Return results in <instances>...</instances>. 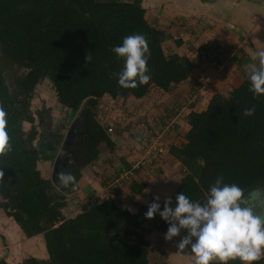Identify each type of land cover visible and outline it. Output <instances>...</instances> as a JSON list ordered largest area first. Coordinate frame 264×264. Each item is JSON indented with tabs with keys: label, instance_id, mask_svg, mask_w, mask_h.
<instances>
[{
	"label": "trees",
	"instance_id": "16d2710c",
	"mask_svg": "<svg viewBox=\"0 0 264 264\" xmlns=\"http://www.w3.org/2000/svg\"><path fill=\"white\" fill-rule=\"evenodd\" d=\"M131 34L146 37L151 79L125 89L118 85L115 75L123 61L111 48ZM166 38V29L150 20L143 0H0V108L5 113L11 144L10 151L0 154V209L20 224L26 236L42 235L48 253L47 259L29 257L18 264H171L166 251L154 249L148 237L165 233L168 228L158 213L151 219L144 215L154 199L133 200L135 210L122 199L108 197L94 201L76 216L64 215L66 193L38 168L40 160L55 153L56 147L50 145L55 142L45 144L47 152L41 148L42 142L36 146L40 132L32 110L37 86L48 80L58 103L71 117L80 115L74 143L78 160L60 171L75 177L68 187L73 192L82 170L95 164L102 149L115 151L117 147L98 119L104 96L123 99L122 107H127L128 98H144L152 88L168 92L192 76L196 61L186 54L168 52ZM244 57L236 58V63L244 62ZM209 61L223 76L225 63L210 57ZM213 77L203 76L189 96L185 141L168 147L183 167L171 207H175V197L181 191L203 203L218 176H223L225 183L238 184L245 194L264 186V96L253 98L243 71L238 86L225 93L216 90L207 107L200 109L204 98L200 89H207ZM252 106L254 115L243 116L244 109ZM172 112L162 117L158 131L172 126ZM140 121L156 138L158 131L145 117ZM25 123L31 124L28 130ZM133 123L123 128H132ZM174 127L177 129L178 124ZM127 186L134 198L147 183L133 178L118 190ZM157 202L162 210L165 200ZM258 264H264V260Z\"/></svg>",
	"mask_w": 264,
	"mask_h": 264
},
{
	"label": "crops",
	"instance_id": "0c3cea01",
	"mask_svg": "<svg viewBox=\"0 0 264 264\" xmlns=\"http://www.w3.org/2000/svg\"><path fill=\"white\" fill-rule=\"evenodd\" d=\"M146 1L143 0V4L147 8V12L148 5L153 10L149 11V15L150 13L155 14V11L160 15V17H155L154 22L167 31L166 46L171 47L172 53L177 52L181 54V50L191 51V53H183V51L182 53L188 55L197 63L191 76L193 78L188 79L174 88L178 92L172 99L173 104L171 106H168L166 103H162L161 106L159 105V113H155L158 117H153L155 124L149 119L151 127L156 132L158 131L157 124L161 122L163 117L159 116L161 112L166 114L168 111H173L180 104L184 103L186 99L188 100L190 94L198 85V80H201L203 76L218 75L211 66L209 57L215 61L225 63L224 75L221 77V81H218L220 85L239 79L240 75L245 71V66L254 63L251 59L253 53L257 48H264V0H153L155 2L153 4ZM159 2L161 5H157ZM167 9L169 11L174 10L173 14L175 11L177 14H171L168 19L163 18L164 20H162L161 16L168 13ZM197 12L202 14L196 16ZM149 15L148 17L150 18ZM192 37H195V39ZM179 38L183 40L182 43L176 41ZM195 43L197 44L196 46H194ZM196 50L199 52H195ZM205 52L207 55H205ZM243 54H245L244 58L246 60L241 64H237L236 58L239 59L238 57L243 56ZM240 82L241 80L239 82L235 80L233 85L238 86ZM214 86L215 84L208 86L206 92L210 91L212 94L214 92ZM200 91L204 96L203 99H205V89L203 90L201 88ZM144 98L136 99L131 97L128 98V103H139ZM111 101H114L118 105L113 104L118 110L122 109L120 111L123 112L128 111V108L122 107V103H124L123 99L115 101L111 100L109 96H104L101 102L112 103ZM208 102L207 104L201 102L202 104L200 105H206V108ZM184 120L186 123L184 125V133H181L183 129L178 125V128L174 129L176 133L173 132L169 136L170 131L165 136L166 140L161 141L163 134L158 139L162 142V145H166L167 142L169 143L165 153L162 154L163 159L161 162H149L140 169L141 171H138V169L134 170L135 172H139V174L136 175L134 172L133 178L142 179L147 183L146 189L141 194L135 195L134 198L130 197L133 193L128 186L118 190V187H110L108 183L109 180L121 175L124 170L130 169L131 165L134 164L133 162H136L135 160L142 158L143 154L140 152L139 147L142 144L141 137L143 134H137L138 138H132L131 134L135 133L133 127L126 130L123 127L128 124L127 122L123 123L122 121L116 124L118 126L115 127L114 134L111 137L117 146L116 150L102 151V154L93 166L85 167L82 170V176L77 183V187L73 192H70V195L66 199L67 205L62 210L64 215L68 218L76 216L78 213L89 209L94 201L103 200L108 197L122 199L126 204L133 206L136 210V205H134L133 200L145 202L157 197V194L154 192L153 194L151 189L157 183L158 187L160 185L159 192H161L158 195V201L160 202L166 198H171L180 186L183 177V167L168 147L179 145L185 141V133L189 129V125L186 119ZM161 133L160 130L156 132V138ZM50 145L52 149L57 147L54 144ZM54 158L55 153L53 151L48 156V159L41 160L47 167L42 168L40 161L38 162V168L44 176V172H46L48 176L51 174L52 177ZM148 195L151 198L147 200ZM142 199L145 200L143 201ZM165 233H154L153 235L164 236ZM185 234L186 231L181 230L180 234L173 238L176 245ZM160 240L164 244H168V246L171 242L166 241L164 238ZM188 247L190 248V246ZM185 252H189L188 248L182 251L184 257L188 258ZM189 254L191 253L189 252ZM29 257L39 259L48 258L43 236H26L20 224L13 217L8 216L3 209H0V264L1 262L18 264Z\"/></svg>",
	"mask_w": 264,
	"mask_h": 264
},
{
	"label": "clouds",
	"instance_id": "9594fccd",
	"mask_svg": "<svg viewBox=\"0 0 264 264\" xmlns=\"http://www.w3.org/2000/svg\"><path fill=\"white\" fill-rule=\"evenodd\" d=\"M111 52L123 61L121 70L115 74L120 87L136 88L149 82L150 52L143 34L123 37L121 44L113 46ZM86 58L91 59L88 55ZM251 59L254 63L246 65L245 72L248 90L255 99L264 96V48H257ZM103 103L110 102H101L100 108ZM255 111V106L245 108L243 116H252ZM4 116V110L0 108V154L11 150ZM118 122L121 121L111 122L114 131ZM114 131L109 133L112 135ZM57 179L61 186L69 187L75 177L71 173H60ZM245 193L246 190L238 184L225 183L223 176H218L209 186L203 203L192 200L181 191L175 197V207L170 206L171 198H166L161 210L157 202L159 197H155L144 215L151 219L158 213L168 224L164 234L166 241L178 236L181 230L186 231L176 246L181 251L188 248L192 254L191 264H229L236 260L240 264H258L264 260V186Z\"/></svg>",
	"mask_w": 264,
	"mask_h": 264
},
{
	"label": "rangeland",
	"instance_id": "374dc122",
	"mask_svg": "<svg viewBox=\"0 0 264 264\" xmlns=\"http://www.w3.org/2000/svg\"><path fill=\"white\" fill-rule=\"evenodd\" d=\"M146 2H149L150 4L155 3L153 0H147ZM157 5H161L160 2ZM149 11H153V10H151L149 8V5H148V12H147L148 15H149ZM173 11L172 10H170V11L168 10L167 14L165 13L164 15L161 16V19L162 20H164L163 18L168 19L169 16L171 14H173ZM156 12L157 11H155V14L154 13H150L149 16H150V18H152L151 21H154L155 17H160V15H158V13H156ZM175 14H177L176 11H175V13L173 15H175ZM201 14L202 13L197 12L196 16H200ZM171 34H173V33L171 32ZM192 38L195 39V37H192ZM196 45L197 44L195 43L194 46H196ZM170 48L171 47L168 46L167 47V51L172 53V50ZM182 51H183V53H191V51L181 50V54H183ZM195 52H199V51L196 50ZM221 77H222V74L220 72V73H218L217 76L213 77L215 79L212 78L211 85L215 84L214 92H215V89H216L218 91H222V92L225 93L232 86H234L233 82H235V80L237 82H239V80H241V77H240L239 79L232 80L230 83H227V84L222 83L220 85V83H218V81H221ZM192 78L193 77H190L189 79H192ZM235 78H237V77L235 76ZM224 81H222V82H224ZM198 82L200 83L199 80H198ZM205 82L206 81H204L203 84H205ZM174 88L172 87L170 89V91H168V92H165V91H163V90H161L159 88H157V89L152 88L150 90L148 96H146L139 103H128V105L126 103L127 107H125V108H128V111H126V112L120 111V114H121V119H122L123 123H126L128 121L129 122H134L133 123L134 125L133 124L132 125H133V128L135 130V133L131 134L132 138L133 137L138 138L137 134L138 135L143 134L142 137L144 136L143 132L140 134V131H141L140 123H142L140 120H142L143 117H145V119L147 120L148 124H150L149 123L150 120L152 121L153 124H155V120L153 119V117H158V116H156L155 113L160 110L159 105L161 106L162 103H166L168 106L169 105L171 106L173 104L172 103L173 102L172 99L174 98V95H176L177 92H178V90L174 89ZM204 89H205V93H204L205 94V99H203L202 102H205V104H207V102L209 101V99L211 97L210 96L211 93H210V91L206 92V90H207L206 88H204ZM53 92L54 91L52 89V85H51V83L48 80H43V82H41V84L39 86H37V89L35 91V96H34V98L32 100V110L34 112L35 119H36L35 123L37 124V127H38L39 132H40V135H39L38 139L35 141V144H36V146L39 147L41 145V142H42L41 148L44 149V152H47L46 150H48V149H47L45 144L50 143V142H52V143L55 142L54 145L57 146L56 147V152H55V158H56L58 153H59V150L61 149L62 145L65 142L67 133L70 130V128L72 126V123L77 118L78 121H79L77 123L78 124V127L76 129L77 131L75 133V137H74V139L72 141V144L69 147L70 157H71L70 160H72L73 162L74 161L76 162L78 160V157H77V155L74 152V147H75L74 143L77 141V138H78L77 136H78L79 130H80L79 123L81 121V117L77 113L74 116L71 117L70 113H68V111L66 109H64L58 103V101H57V99H56V97H55ZM187 101H189V98H188V100L186 99V101L184 103L180 104V106H179L180 108H175L173 110L172 113L175 114V116L173 117L175 121L172 120V123H171L172 126L171 127L169 125L167 126V128H166L167 131H165L163 133L161 141H163L164 139L166 140L165 136H167V134L170 131H171V133H169V136H170V134L175 132L174 129H176V128L174 126H176V124H178L179 127L181 129H183V130H181V133H184V125L186 124L184 119H185V115L188 112V108H187L188 102ZM205 106L206 105H201L200 109L201 108H205ZM120 110H122V109H120ZM167 114H169V113H167ZM165 115H166L165 113L161 112L159 116L160 117H162V116L164 117ZM148 117H149L150 120H148ZM150 126H151V124H150ZM24 127H25L26 130H28L31 127V124L30 123H25ZM57 137H58V139H57L58 141L56 142L55 139ZM142 137H141V139H142ZM39 139H41V140H39ZM161 141L159 140V144L160 145L162 144ZM140 145H141L139 147L140 148V152L143 154V149H142L143 143L140 144ZM161 146H163V147L165 146L164 149L166 150L167 146H169V143L167 142L166 145L163 144ZM154 147H156L155 144H154ZM107 150L108 149H106V148L102 149L103 152L107 151ZM45 155H46V153H44V156ZM162 159H163L162 156L157 158V162L160 163ZM137 160H139V159H137ZM137 160H135V161H137ZM44 164L45 163L44 162L42 163V161L40 160V166H42V168L43 167H47V165L46 164L44 165ZM131 168H132V165H131ZM44 174H45V176H48L46 174V172H44ZM49 175L50 176H48V177H51V174H49ZM68 189H69L68 187H67V190L60 189V190H62L63 192L66 193L67 198L70 195V191ZM151 189H152V193L153 192L156 193L157 197H159L158 195H160V193H161V192H159L160 185L158 187V183H157L156 185H153L151 187ZM150 198H151L150 195H148L147 200L150 199ZM142 200L144 201L145 199H142ZM147 235H149V233ZM148 237H149V240L151 241L152 247L154 249L166 251L167 257H168V261L171 264H191L192 255L189 254V252H185L187 254L188 258L184 257L182 251L178 250V248L176 246V242L174 241V239L171 240V242L169 243V246H168V244H164L160 240V239L164 238V236H162V235H160V236L159 235H149ZM34 242H35V240H34Z\"/></svg>",
	"mask_w": 264,
	"mask_h": 264
},
{
	"label": "built area",
	"instance_id": "2783aa9c",
	"mask_svg": "<svg viewBox=\"0 0 264 264\" xmlns=\"http://www.w3.org/2000/svg\"><path fill=\"white\" fill-rule=\"evenodd\" d=\"M103 109L101 113H99V120L100 122L107 127L108 132L112 133L114 131V127L112 126L111 122H114L116 119L122 122L120 112L114 110L113 106L108 103H103L101 105ZM132 121V120H131ZM169 123V122H168ZM170 121L169 124H171ZM142 128L144 129V136L142 137V149H143V156L136 162H133L131 169L124 170L121 175L117 176L114 179L109 180L108 186L110 187H118L122 186L124 183L129 184L134 176V170L146 166L149 162H157V158L161 157L164 154L165 149L163 146L159 144V138L161 134L165 131H162L161 134L157 138L152 137L148 132L145 130L144 123H141ZM154 144L156 147H154ZM158 145V146H157Z\"/></svg>",
	"mask_w": 264,
	"mask_h": 264
},
{
	"label": "water",
	"instance_id": "95a60500",
	"mask_svg": "<svg viewBox=\"0 0 264 264\" xmlns=\"http://www.w3.org/2000/svg\"><path fill=\"white\" fill-rule=\"evenodd\" d=\"M78 122L79 121L76 118L75 121L72 123V126L67 133L65 142L62 145L61 149L59 150L57 157L54 160V167H53V173H52L51 179L54 182V184L62 190L63 189L67 190V187L61 186L59 184L57 177H58V174H60L61 168L66 167V165L71 162L69 147L72 144V141L75 137V133L77 131L76 129L78 127V124H77Z\"/></svg>",
	"mask_w": 264,
	"mask_h": 264
}]
</instances>
